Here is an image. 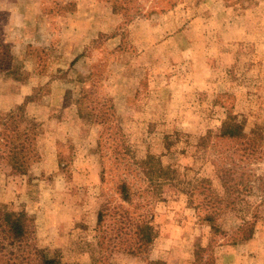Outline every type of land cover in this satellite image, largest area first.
I'll use <instances>...</instances> for the list:
<instances>
[{"label": "rangeland", "instance_id": "rangeland-1", "mask_svg": "<svg viewBox=\"0 0 264 264\" xmlns=\"http://www.w3.org/2000/svg\"><path fill=\"white\" fill-rule=\"evenodd\" d=\"M96 1L117 23L85 46V61L69 73L70 61L62 58L70 57L71 34L63 32L62 23L77 2L0 0V119L17 111L12 91L29 80L33 91L24 103L33 105L23 108L41 131L36 160L24 164L23 174L8 158L22 139L3 140L5 125H0V171L28 176L30 192L40 196V203L46 204L48 192L68 201L56 219L78 218L85 257L53 248L49 239H39V252L59 258V264H132L134 256L139 264H159L168 241L156 239L174 230L192 240L193 264L195 252L207 248L198 263L206 264L216 247L232 245L240 228L253 222L255 244L244 264H264V0ZM22 9L33 32L11 29L12 13ZM147 20L149 26H141L138 34L133 24L139 27ZM46 26L56 36L54 45L42 43ZM116 35L119 44H108ZM138 35L157 42L155 63L140 51ZM38 69L48 75V83L69 80V87L58 84L49 90L45 81L30 79ZM106 99L116 118L99 124L89 113L100 112ZM108 125L122 128L124 145ZM119 149L129 152L124 164L138 172L124 164L118 168ZM149 156L152 166L141 167L138 162ZM79 169L84 175L75 176ZM122 179L133 187V203L116 191ZM142 191L145 197H139ZM139 203L146 210L134 209ZM125 209L143 215L122 223ZM21 210L36 220L42 206L17 200L0 207V213ZM149 214L158 236L138 249L137 224ZM208 214L216 230L204 220ZM124 225L127 230L119 235ZM194 232L198 237L192 239ZM175 241L180 243V237L174 246ZM31 242L37 244L36 238ZM134 248L139 254L129 253Z\"/></svg>", "mask_w": 264, "mask_h": 264}, {"label": "crops", "instance_id": "crops-1", "mask_svg": "<svg viewBox=\"0 0 264 264\" xmlns=\"http://www.w3.org/2000/svg\"><path fill=\"white\" fill-rule=\"evenodd\" d=\"M77 2V9L72 13H66L64 23L63 24V32H67L71 34V38L68 42H72L70 44V51L67 53L70 57H64L62 60H69L70 66L68 72L71 73L74 71L76 67L80 68V65L85 60L81 59L85 46L94 38H98L100 33H108L111 27V23H117V18L110 14H103L102 7L99 3L95 0H75ZM27 11L17 10L12 13L11 19V29L16 31H21L20 33L26 31L28 28L31 29L30 32H33L32 27H28V21L26 20ZM150 20H147L145 23L139 24V27L133 24L134 29L140 32L141 26H149ZM46 33L44 34L45 38L42 43L46 45H54L56 42V36L49 34V30L44 28ZM142 33V32H140ZM39 35L38 33H35ZM31 35V33H29ZM148 36L150 34H147ZM152 35V34H151ZM151 35L148 39H152ZM33 36V33H32ZM145 36V35H144ZM119 35L113 36L111 39H108V44L115 46L119 44L118 40ZM143 37V36H142ZM140 35H138L137 43L140 45V51L143 55H148V60L151 63L156 62V56L153 52L157 47V42H149V40L143 39ZM156 34L154 35V38ZM169 40V39H168ZM20 41V40H18ZM24 42V41H23ZM59 42H67L66 40L62 39ZM19 45L22 46V41L18 42ZM171 42H161L159 45L166 46ZM153 49V50H152ZM154 53V54H153ZM71 63L73 65L71 66ZM63 65V64H62ZM153 71L155 72L156 69L153 67ZM44 70L38 69L36 73H34V77H30V79H37L38 81H45L44 83H48V75H43L42 73ZM68 77H71L68 74ZM68 81L62 80H54L51 83H48L46 86L47 89L52 90L54 89L55 85L64 84L66 88H68ZM33 91V86L30 84V81H23L16 90L12 91L11 98L15 100V105H23L25 110H30L33 104L24 103L25 98L27 95H30ZM58 92L63 95L65 94V90H58ZM27 112V111H26ZM30 115V114H29ZM56 156V155H55ZM81 158V157H79ZM87 173V171H86ZM75 176L84 175L81 173V170L75 171ZM6 177V178H5ZM30 189H33V185H30L28 176L25 177H16L1 174L0 171V207L3 204H12L15 201L21 202H35L36 206L41 204L42 210L37 212L36 216V227L37 233L39 238L44 241L49 239L51 242L50 246L53 248H65V251L69 250L70 255H74V257L83 256L79 249V244L81 242V232L79 221L77 217H72V220L69 217L56 219L59 212H64L66 206H68V201H59L54 198V193H46L47 198L46 204L40 203V196L35 197L31 192ZM31 197V198H30ZM77 224V225H76ZM177 229V228H176ZM50 234V238L47 234ZM180 236L173 230L169 233L164 234L156 239L157 243L159 239H166L170 246L165 245L162 249L161 256L159 257L160 261L159 264H193L194 263V252L189 243H192V240H184V232H180ZM192 239L197 238V232L192 233ZM190 236V235H187ZM181 239L180 243L177 244L175 241L176 246H174V240L179 238ZM199 239L200 236H199ZM202 240V239H201ZM207 239L202 241V244H206ZM255 244V240L252 238L248 241L239 244H232V245H219L216 247L214 251V264H244L247 258L246 252L248 250H252L253 245ZM68 249V250H67ZM79 259V258H77ZM85 259V258H84ZM119 264H122L120 262ZM132 264H139L138 263V256L133 257Z\"/></svg>", "mask_w": 264, "mask_h": 264}, {"label": "trees", "instance_id": "trees-1", "mask_svg": "<svg viewBox=\"0 0 264 264\" xmlns=\"http://www.w3.org/2000/svg\"><path fill=\"white\" fill-rule=\"evenodd\" d=\"M128 19L131 20V17L128 12L125 13ZM105 107V109H104ZM92 118L96 119V122L99 124L108 123V119L116 118V111L114 109V105L111 103L109 99H106V103L103 106V109L98 113H89ZM7 118L2 117L0 119V125H5V131L2 133L3 140H7L8 138L12 139V143L14 140H19V137L22 139L20 142L15 143L14 147L10 148L8 158L11 162L13 167H16L18 170H22L21 173L25 174L23 167L26 163H32L36 160V143L38 141V137L41 134L39 125L32 119H29L25 112L23 106H18L17 111H11L7 114ZM99 118L101 120H99ZM7 119V120H6ZM10 124H9V122ZM112 121V120H110ZM25 123V124H24ZM20 124H24L25 128L20 129ZM115 128V134L119 135V140L121 141V145H124V132L122 128L119 126H112L108 125L107 129ZM12 134L9 137L10 133ZM14 135V136H13ZM103 135H100L99 145L103 146ZM233 137L232 135H229ZM237 136V135H236ZM239 137V136H238ZM129 153L126 150L119 149L118 154L121 156H116V160H118V168L119 166L124 164L125 156ZM3 156H0L2 158ZM120 160V161H119ZM153 157L149 156L147 159L139 161L138 164L145 168L148 166H152ZM125 169L129 172L137 171L132 165L129 163H125ZM138 172V171H137ZM205 183V181H202ZM133 187H131V183L127 179H122L118 182L116 186L117 193L121 196L124 202L133 203ZM139 197H145V194L140 192ZM214 205V202L213 204ZM119 207H123L120 205ZM146 204H140L134 206L135 208L145 209ZM214 209H219L218 206H214ZM102 212H99L98 223H101L102 220ZM143 215V212H136L126 210H121L120 217L122 219V223L129 222L128 217L137 218ZM152 215L145 216V218L141 221V223L137 224V229H139L141 234V244L138 246V249L143 248L142 246L145 243L151 244L154 239L158 236V233L155 232L156 230L151 223V219L153 218ZM205 221L209 222L210 226L216 230V224L212 217V214H208L204 218ZM35 219L29 216L24 210L21 211H13L10 213L1 212L0 213V264H59L60 260L57 257L48 258L46 256L41 255L39 252L40 244H39V236L37 233V229L35 226ZM122 232L118 233L122 235L125 230H127L126 226L121 227ZM241 234L238 238H235L231 241V244L237 243L238 241L249 240L252 239L254 236V223L250 222L245 228L242 227L238 231ZM36 238L37 244L33 245L31 240L32 238ZM37 246V248H36ZM21 250V252H19ZM207 248H200L195 252L196 261L195 264H198L199 261L203 259V254ZM131 254H139L138 251L128 250ZM211 258H207L206 264H214L213 254L210 256Z\"/></svg>", "mask_w": 264, "mask_h": 264}]
</instances>
